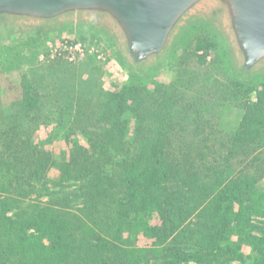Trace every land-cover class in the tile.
Returning a JSON list of instances; mask_svg holds the SVG:
<instances>
[{
	"label": "trees",
	"instance_id": "1",
	"mask_svg": "<svg viewBox=\"0 0 264 264\" xmlns=\"http://www.w3.org/2000/svg\"><path fill=\"white\" fill-rule=\"evenodd\" d=\"M21 78L18 110L28 115L39 94ZM141 91L118 85L106 95L102 142L116 129L124 138L120 117L128 109L137 115ZM13 128L0 131V264H264V223H253L264 217V190L254 176L182 171L166 153L165 134L146 138L111 174L93 144L54 166ZM263 133L264 89L246 107L224 160ZM51 165L56 186L81 184L80 207L68 209L62 196L23 209Z\"/></svg>",
	"mask_w": 264,
	"mask_h": 264
},
{
	"label": "rangeland",
	"instance_id": "2",
	"mask_svg": "<svg viewBox=\"0 0 264 264\" xmlns=\"http://www.w3.org/2000/svg\"><path fill=\"white\" fill-rule=\"evenodd\" d=\"M65 42H81L84 54L73 59L59 54ZM97 52L102 53L100 59ZM237 72L222 28L204 14L195 16L165 57L140 75L104 28L68 23L47 29H4L0 131L14 126L18 140L50 155L54 166L74 150L93 144L105 174L116 172V165L137 152L146 138L165 134L166 153L182 171L205 176L219 167L228 177L254 176L264 190V133L224 160L246 107L264 89V71L244 79ZM22 76L39 94L38 107L28 115L18 110ZM118 85L139 87L143 99L137 115L128 109L120 117L124 138L120 141L116 129L112 141L104 143L100 137L108 124L100 119L110 113L106 95ZM53 165L37 183V192L21 202L23 209L62 196L68 199V209L80 207L81 184L56 186L59 171ZM253 223L261 226L264 217Z\"/></svg>",
	"mask_w": 264,
	"mask_h": 264
},
{
	"label": "water",
	"instance_id": "3",
	"mask_svg": "<svg viewBox=\"0 0 264 264\" xmlns=\"http://www.w3.org/2000/svg\"><path fill=\"white\" fill-rule=\"evenodd\" d=\"M199 14L222 28L240 78L264 71V0H0V31L68 23L104 28L140 75Z\"/></svg>",
	"mask_w": 264,
	"mask_h": 264
},
{
	"label": "built area",
	"instance_id": "4",
	"mask_svg": "<svg viewBox=\"0 0 264 264\" xmlns=\"http://www.w3.org/2000/svg\"><path fill=\"white\" fill-rule=\"evenodd\" d=\"M84 52H85V47L81 42H75V43L65 42L61 46L59 54L67 53L69 54V56H71L70 59H73L76 57V55H82L84 54ZM97 54H98L97 59H100L102 57V53L97 52Z\"/></svg>",
	"mask_w": 264,
	"mask_h": 264
}]
</instances>
